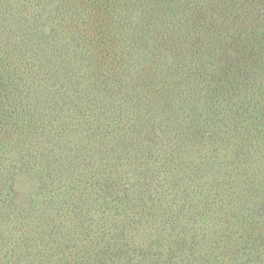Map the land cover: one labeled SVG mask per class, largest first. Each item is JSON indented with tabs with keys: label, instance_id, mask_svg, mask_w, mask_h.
<instances>
[{
	"label": "trees",
	"instance_id": "1",
	"mask_svg": "<svg viewBox=\"0 0 264 264\" xmlns=\"http://www.w3.org/2000/svg\"><path fill=\"white\" fill-rule=\"evenodd\" d=\"M0 254L264 264V0H0Z\"/></svg>",
	"mask_w": 264,
	"mask_h": 264
},
{
	"label": "rangeland",
	"instance_id": "2",
	"mask_svg": "<svg viewBox=\"0 0 264 264\" xmlns=\"http://www.w3.org/2000/svg\"><path fill=\"white\" fill-rule=\"evenodd\" d=\"M135 16H136V17H135ZM133 22H135V23L139 22V14H138V15H134ZM138 76H139V75L135 76L134 79L137 78ZM131 84H132V85H135L136 83L131 82ZM138 91H139V89H138ZM137 96H138V95H136V97H137ZM153 101H154V100H153ZM16 186H17L18 191H19L21 194H23V193H26V192L32 190L33 187H34V184H31V183L27 180L26 177L22 176V177H20V178L17 180V184H16ZM249 208H250V207H248V209H249ZM251 208H252V207H251ZM245 209H247V207H245ZM0 255L3 256V254H0Z\"/></svg>",
	"mask_w": 264,
	"mask_h": 264
}]
</instances>
